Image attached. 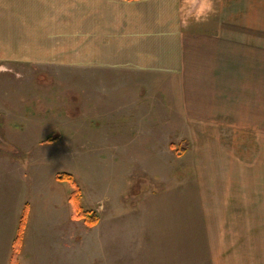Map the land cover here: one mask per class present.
Wrapping results in <instances>:
<instances>
[{
    "label": "rangeland",
    "instance_id": "374dc122",
    "mask_svg": "<svg viewBox=\"0 0 264 264\" xmlns=\"http://www.w3.org/2000/svg\"><path fill=\"white\" fill-rule=\"evenodd\" d=\"M85 1L107 0H0V196L14 187L32 227L66 221L78 264H264L244 250L264 233H227L235 210L264 223V0L191 1L205 47L188 94L172 80L184 72L106 62L79 38L139 4ZM75 185L97 224L75 215Z\"/></svg>",
    "mask_w": 264,
    "mask_h": 264
},
{
    "label": "crops",
    "instance_id": "0c3cea01",
    "mask_svg": "<svg viewBox=\"0 0 264 264\" xmlns=\"http://www.w3.org/2000/svg\"><path fill=\"white\" fill-rule=\"evenodd\" d=\"M130 1L139 4V8L131 12L125 11L121 16L118 8L111 9L108 7L105 12L111 15V18L97 20V30L88 28L87 24L81 25L82 29L79 32V38L82 42L91 40V38L94 39L95 41L91 44V48H93V45L100 46L99 57L103 61L106 60V62L114 61L117 64L144 65L157 73L163 71H169L173 74L184 72L182 78L177 76L173 77L172 80L179 81L183 94H188L186 90L192 84L191 81L193 79L191 75H187V72H189V65L197 64L195 57L197 40L202 41L201 45H198L200 49L205 47L203 42L205 40L196 39L194 34L196 30L197 32L201 31L194 23L196 20L194 18L196 9H188L191 1L194 0ZM92 2L85 1L86 7L82 4L79 10H82V13L87 10L89 14L90 10L92 14H99L101 11L104 12V6L111 4V1L107 0L99 3V6L95 4V6L90 7L89 5ZM101 14L103 15V13ZM187 16L191 17V19L188 18V22H186ZM77 19L81 23L80 20L82 19L80 17ZM85 20L88 21L87 18ZM200 25L199 27L202 26ZM121 27H123V30H121ZM208 27L210 28V25ZM86 51L89 54V51ZM83 56L87 57V61H90V59L94 60L90 55ZM93 56L96 58L98 55ZM200 65L202 66L203 64L199 62L198 66ZM205 69L202 66L200 71L204 72ZM201 72L199 78L205 80V76ZM10 191L12 192L11 198L10 196L7 198L6 196L5 198L2 195L0 196V264H11L13 241L17 234L21 217L19 198L14 199V187ZM243 207L241 203L237 205L235 202L228 206L231 209ZM30 208L23 245L18 254L19 261L22 264H73V262L78 264L77 250L74 253H69L68 251L66 221L63 223L61 219L43 216L39 219L41 222L38 221V225L32 227ZM229 215L232 216L229 217L235 224L231 230H227V233L236 235L242 231L246 232L243 234L245 236L242 237L247 240H254V231L256 233H264V223L262 224V221L253 228L251 224L239 225L236 222V220L244 216V213H241L240 210L232 211ZM209 228L212 232L213 225H210ZM251 245L253 246V244ZM252 246L246 247L244 249L245 252L248 250L251 255L255 254L256 256L255 252L260 250L262 255H264V248L256 249ZM73 257H75V260ZM79 264H82V255L81 259H79ZM254 264L258 263L254 261Z\"/></svg>",
    "mask_w": 264,
    "mask_h": 264
},
{
    "label": "trees",
    "instance_id": "16d2710c",
    "mask_svg": "<svg viewBox=\"0 0 264 264\" xmlns=\"http://www.w3.org/2000/svg\"><path fill=\"white\" fill-rule=\"evenodd\" d=\"M171 146H174V144L171 143ZM180 151L182 152L183 150L180 149ZM57 178L59 180H67L72 182L74 181L72 174L66 172L58 173ZM71 200L73 202L74 213L78 218H82L90 226L95 225L99 222V214L96 211L87 210L82 207L80 189L77 185H75V190L71 194ZM28 216L29 203H26L20 217V223L17 234L13 241L11 264H22L19 261L18 254L21 251L23 245Z\"/></svg>",
    "mask_w": 264,
    "mask_h": 264
}]
</instances>
